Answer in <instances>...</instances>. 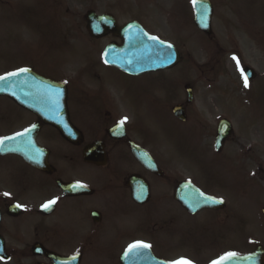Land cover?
<instances>
[{"label": "rangeland", "instance_id": "rangeland-1", "mask_svg": "<svg viewBox=\"0 0 264 264\" xmlns=\"http://www.w3.org/2000/svg\"><path fill=\"white\" fill-rule=\"evenodd\" d=\"M126 1L122 19H137L152 35L173 44L181 57L176 67L128 76L101 62L110 40L92 43L84 36L87 32L75 26L74 42L67 44L66 21L55 0H0V75L31 66L54 79L68 80L72 87L80 76L77 86L114 91L120 108L134 119L135 138L168 157L172 167L183 170V177L195 178L201 188L228 198L235 216L231 236L220 237L208 224H197L203 217L187 219L182 237L164 242L156 257L170 261L201 251L202 256L194 259L204 261L207 253L241 248L244 239L249 251L264 248V0H211L209 36L194 25L188 5L193 0H155V5L151 0ZM75 6L76 13H82ZM244 67L256 74L247 88L241 74ZM187 88L193 90L188 105ZM0 104L8 106L0 113V125L4 121L3 128L17 125L16 108L2 98ZM176 105L186 106L187 123L173 118ZM222 119L230 121L234 133L218 156L214 141ZM240 184L248 200L237 193ZM223 215L219 214V224ZM123 234L146 236L133 230ZM88 264L108 263L103 257L93 263L89 257Z\"/></svg>", "mask_w": 264, "mask_h": 264}, {"label": "flooded vegetation", "instance_id": "flooded-vegetation-1", "mask_svg": "<svg viewBox=\"0 0 264 264\" xmlns=\"http://www.w3.org/2000/svg\"><path fill=\"white\" fill-rule=\"evenodd\" d=\"M55 1L63 11L61 18L66 21L67 43L74 40L75 26L87 30L91 13L109 16L118 27L129 23L143 26L137 19H122L126 0H67L68 4ZM151 3L155 5V0ZM75 5L82 13H76ZM98 40L121 44L111 33ZM19 69L58 80L31 66ZM73 74L74 71L68 74L71 79L75 77ZM79 79L76 76V87L69 81L67 86V117L75 132L71 138L64 137L36 113L2 98L16 108L13 109L18 124L3 128L7 125L4 121L0 125L3 130L0 138L29 129L22 144L17 146L34 142L40 149L27 152L34 155L31 164L15 153L0 155V257L3 258L0 264H53L49 255L75 257L79 264H88L89 257L93 263L103 257L108 264H122L125 251L137 242L150 245L143 253L148 251L156 256L168 239L182 237L187 219L199 217L204 221L197 224H208L216 234L221 233L220 237L231 236L235 232L232 223L235 216L228 198L201 188L195 178L183 177V170L172 167L168 157L153 151L143 139L135 138L134 119L120 108L121 101L114 91L77 86ZM166 104L169 105L168 101ZM6 107L0 104V113L4 114ZM167 109L169 112V106ZM140 150L152 159V167L138 159V155H145ZM186 182L222 200L220 207L191 213L186 208L187 202L179 197L183 194H178ZM237 193L248 200L243 184ZM54 199L55 204L47 209L43 207ZM220 213L223 222L219 224ZM132 230L146 236L123 234ZM123 238L127 241H121ZM245 241L241 248L207 253L209 257L204 261L194 259L202 256L201 251L191 258L176 256L164 261L213 264L229 252L249 253Z\"/></svg>", "mask_w": 264, "mask_h": 264}, {"label": "water", "instance_id": "water-1", "mask_svg": "<svg viewBox=\"0 0 264 264\" xmlns=\"http://www.w3.org/2000/svg\"><path fill=\"white\" fill-rule=\"evenodd\" d=\"M194 6L197 27L201 31L210 34L212 18V7L210 3L207 0H197L194 2ZM90 21V32L93 36L100 37L107 31H110L122 38V47H109L104 54V58L108 65L116 67L130 75L137 76L144 73L170 69L180 61L179 54L172 45L169 48L168 46L170 44L152 39L139 26H128L122 30H117L113 21L110 22L105 17L98 18L94 15H91ZM105 26H109L110 28L106 29L104 28ZM244 72L249 80L254 78L253 71L245 69ZM187 94L188 102H191L192 90L188 89ZM0 96L10 97L20 106L37 113L42 119L56 126L67 138L75 137L73 130L67 123L66 89L62 84L51 82L32 71H27L18 76L8 77L5 81H0ZM173 112L178 119L182 121L186 120L182 107H176ZM26 135L24 134L23 136L15 137L14 140L5 141L2 148L4 149V146H7L9 142L15 141L16 139H18V143L22 144V140ZM230 135V124L227 121H222L218 130L217 149L222 148L223 143ZM30 143L25 146H16L14 150L8 148L4 150H6L5 152L22 154L31 162L34 155H30L27 152L29 150L38 151V148L35 147L34 142ZM145 158L144 156H140V160L142 161H145ZM186 192L187 194L184 198L188 199L187 207L190 210L196 211L202 208L216 207V204L212 202L205 203L202 195L198 191L187 188ZM192 196L198 199L200 203H190ZM131 255L132 253H128L125 256V264H134V261H131L129 258ZM51 258L57 264L72 263L71 260L70 262L63 263L58 257ZM149 258L147 262L139 263L143 261H137L138 263L136 264H163L151 255ZM225 264H264V251L259 249L252 256L238 260L232 259L231 261H226Z\"/></svg>", "mask_w": 264, "mask_h": 264}, {"label": "snow or ice", "instance_id": "snow-or-ice-1", "mask_svg": "<svg viewBox=\"0 0 264 264\" xmlns=\"http://www.w3.org/2000/svg\"><path fill=\"white\" fill-rule=\"evenodd\" d=\"M152 39H157L156 37H152ZM169 48H171V45L168 46ZM233 59L235 60L236 57H233ZM28 69H20L18 70L17 72H13V73H9L7 76H0V81H5L8 79V77H12V76H18L20 75L21 73H25L27 72ZM244 87L247 88L249 87V84H248V80H247V76L244 77ZM126 117L120 121L121 124H123L125 121H126ZM29 129H25V132L24 133H17L16 136H23L26 132H28ZM15 137H4V138H0V146H2L5 141H8V140H14ZM3 148L0 147V151H2ZM14 150V149H12ZM3 195L5 196H8L10 195L9 193H4ZM203 200L205 203L207 202H212V203H222L223 201L222 200H217L216 198H212V197H203ZM56 203V200H52V201H49L48 203H46L43 207L44 208H49L51 205L55 204ZM147 247H150V245H147V244H144L142 242H137L136 244H133V245H130L129 246V249L126 250V253L125 255H128V253L130 252H133V251H136L137 253L139 252V250L143 249V248H147ZM237 254L234 253V252H229L227 254H225L224 256H221L219 258V264H225L226 261H231L232 258L236 257ZM0 259H3L2 257H0ZM72 259L74 260L75 257H72ZM183 259V258H182ZM171 264H178V262H171ZM213 264H218V262L214 261Z\"/></svg>", "mask_w": 264, "mask_h": 264}]
</instances>
